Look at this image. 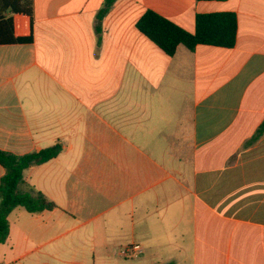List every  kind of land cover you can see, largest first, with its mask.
Returning a JSON list of instances; mask_svg holds the SVG:
<instances>
[{"label": "crops", "instance_id": "1", "mask_svg": "<svg viewBox=\"0 0 264 264\" xmlns=\"http://www.w3.org/2000/svg\"><path fill=\"white\" fill-rule=\"evenodd\" d=\"M103 3L6 14L29 41L0 44V151H61L24 170L55 208L15 238L12 209L2 261L80 264L104 231L140 264H264V0H113L96 33ZM146 10L188 33L197 14L232 13L235 43L170 57L136 29ZM67 224L90 229L27 248Z\"/></svg>", "mask_w": 264, "mask_h": 264}, {"label": "trees", "instance_id": "2", "mask_svg": "<svg viewBox=\"0 0 264 264\" xmlns=\"http://www.w3.org/2000/svg\"><path fill=\"white\" fill-rule=\"evenodd\" d=\"M112 2L113 0H104L96 13V33L99 32L100 21ZM32 10L33 0H0V44L29 41V38L13 37L11 20L6 14H25L31 17ZM135 27L171 57L179 45L188 50H192L198 44L233 47L236 19L232 13L197 14L194 19V33H188L152 10H146L136 21ZM60 151L59 144L22 155L0 151V166L4 169V174L0 178V244L8 237V215L12 209L21 207L33 214L55 208V204L44 194L24 181L23 172L31 166L49 161Z\"/></svg>", "mask_w": 264, "mask_h": 264}, {"label": "rangeland", "instance_id": "3", "mask_svg": "<svg viewBox=\"0 0 264 264\" xmlns=\"http://www.w3.org/2000/svg\"><path fill=\"white\" fill-rule=\"evenodd\" d=\"M17 210L23 212L24 216H18L17 212L14 211L9 218V224L12 228L11 236L13 238L18 236V228H23V226L34 228L35 224L31 221L30 213L24 211L23 208L18 207ZM47 213L49 211H46ZM57 212L59 210L57 209ZM45 213V214H47ZM58 214V213H57ZM69 224L65 228H55L49 235L47 236H38L33 234L31 241L27 243L28 249H33L39 243H43L47 241L51 237H53L52 243L50 246H55L57 244L66 241L68 238L73 237L76 233L82 234L85 229L90 228H78L74 231H69L62 235V233L70 228H67ZM123 234L118 235V237H111L108 232H102L97 234V240L90 244L88 243L85 247L84 255L78 258L80 264H140V263H147L145 262L144 258L141 255H137L136 257H123L120 255V251L123 250L125 247L129 246L127 243L124 242ZM4 248L0 245V264H30L28 260H23L21 262L11 261L10 257H8L7 261H2V249ZM43 250V249H41ZM51 264H64L62 262H53Z\"/></svg>", "mask_w": 264, "mask_h": 264}, {"label": "built area", "instance_id": "4", "mask_svg": "<svg viewBox=\"0 0 264 264\" xmlns=\"http://www.w3.org/2000/svg\"><path fill=\"white\" fill-rule=\"evenodd\" d=\"M141 251L142 250L139 245L132 244L121 250L120 255L123 257H136L138 254L141 253Z\"/></svg>", "mask_w": 264, "mask_h": 264}]
</instances>
